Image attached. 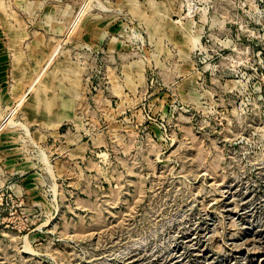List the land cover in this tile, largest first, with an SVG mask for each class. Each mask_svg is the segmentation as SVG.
Masks as SVG:
<instances>
[{"label": "rangeland", "instance_id": "1", "mask_svg": "<svg viewBox=\"0 0 264 264\" xmlns=\"http://www.w3.org/2000/svg\"><path fill=\"white\" fill-rule=\"evenodd\" d=\"M0 264H264V0H0Z\"/></svg>", "mask_w": 264, "mask_h": 264}]
</instances>
